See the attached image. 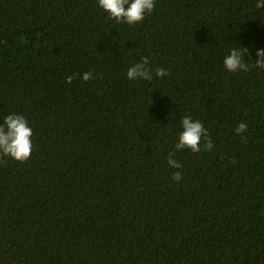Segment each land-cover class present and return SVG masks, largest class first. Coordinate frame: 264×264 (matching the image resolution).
Masks as SVG:
<instances>
[{
  "label": "trees",
  "instance_id": "trees-1",
  "mask_svg": "<svg viewBox=\"0 0 264 264\" xmlns=\"http://www.w3.org/2000/svg\"><path fill=\"white\" fill-rule=\"evenodd\" d=\"M257 2L156 0L129 26L97 0H0V123L23 115L34 145L0 164V264H264ZM235 47L249 71L225 70ZM141 57L153 78L129 80ZM184 116L213 149L174 169Z\"/></svg>",
  "mask_w": 264,
  "mask_h": 264
},
{
  "label": "clouds",
  "instance_id": "clouds-1",
  "mask_svg": "<svg viewBox=\"0 0 264 264\" xmlns=\"http://www.w3.org/2000/svg\"><path fill=\"white\" fill-rule=\"evenodd\" d=\"M98 7L108 14L109 19H113L117 24H127L133 26L142 23L146 15L151 14L156 7V0H97ZM255 7L264 9V0H258ZM248 54V49L235 47L230 50L223 59V66L229 72H247L249 63L244 57ZM258 58L251 63L257 69H264V50L255 52ZM94 71L85 72L80 77L83 81L96 79ZM155 76L163 78L169 75V72L158 67L154 70ZM80 75L79 73L66 77V83H71L73 79ZM127 78L129 80L150 81L153 78V69L150 67L149 58L141 57L140 62L133 64L127 69ZM182 131L178 134V140L174 145V150L168 153L166 157L167 164L170 168L180 169L182 165L174 159L176 151L190 150L192 153L211 151L213 141L210 133L200 120H193L190 116H184L180 120ZM248 127L241 122L234 129L238 135L247 133ZM33 130L28 120L21 114H9L4 117L0 123V164L6 165L7 159L11 158L20 163H24L31 158L33 150ZM171 179L179 182L182 179V173L176 171L172 174Z\"/></svg>",
  "mask_w": 264,
  "mask_h": 264
}]
</instances>
